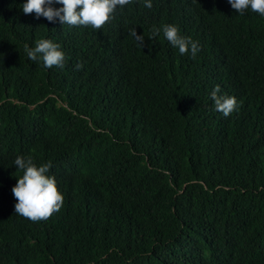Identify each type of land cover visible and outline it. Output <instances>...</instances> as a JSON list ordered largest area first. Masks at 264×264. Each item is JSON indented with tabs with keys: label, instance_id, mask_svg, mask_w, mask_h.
<instances>
[{
	"label": "trees",
	"instance_id": "trees-1",
	"mask_svg": "<svg viewBox=\"0 0 264 264\" xmlns=\"http://www.w3.org/2000/svg\"><path fill=\"white\" fill-rule=\"evenodd\" d=\"M24 3L0 0V264H264V17L132 0L97 30ZM41 39L63 68L27 57ZM217 85L239 105L227 117ZM18 156L51 162L63 204L46 220L15 213Z\"/></svg>",
	"mask_w": 264,
	"mask_h": 264
},
{
	"label": "clouds",
	"instance_id": "clouds-1",
	"mask_svg": "<svg viewBox=\"0 0 264 264\" xmlns=\"http://www.w3.org/2000/svg\"><path fill=\"white\" fill-rule=\"evenodd\" d=\"M131 2L132 0H26L22 5V12L25 15L35 13L37 19L43 17L50 23L59 20L62 25L91 26L98 30L113 18L118 6L123 8ZM227 2L239 15H244L246 10L251 9L252 12L264 17V0H227ZM54 5H62V7L56 8ZM145 7L149 9L152 7L151 0H146ZM162 31L166 40L177 48L181 55L191 50L194 57L200 50L198 42L179 34L177 26L164 25ZM159 32L160 29L154 28L152 38H155ZM130 34L143 44V37L137 35L136 30H132ZM24 50L31 61H42L45 68L64 67L65 54L60 50V46L51 40H38L34 47L25 44ZM76 67L79 70L83 66L78 64ZM218 93H220L219 85L210 93L215 110L227 117L238 109V102L235 97L218 95ZM14 164L23 173L12 188L13 196L17 201L14 205L15 213L32 222H39L58 212L63 204V196L57 188L55 177L48 175L52 167L51 162L38 167L31 157L18 156Z\"/></svg>",
	"mask_w": 264,
	"mask_h": 264
}]
</instances>
